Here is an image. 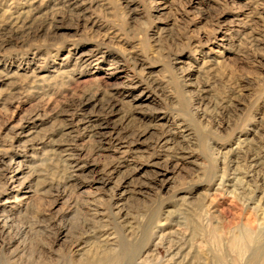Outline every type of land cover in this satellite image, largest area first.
Returning a JSON list of instances; mask_svg holds the SVG:
<instances>
[{"label": "rangeland", "instance_id": "obj_1", "mask_svg": "<svg viewBox=\"0 0 264 264\" xmlns=\"http://www.w3.org/2000/svg\"><path fill=\"white\" fill-rule=\"evenodd\" d=\"M0 264H264V0H0Z\"/></svg>", "mask_w": 264, "mask_h": 264}]
</instances>
